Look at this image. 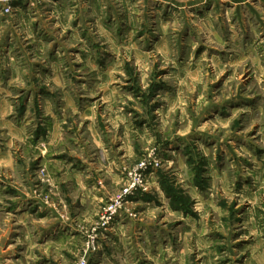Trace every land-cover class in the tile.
Returning <instances> with one entry per match:
<instances>
[{"label": "rangeland", "instance_id": "1", "mask_svg": "<svg viewBox=\"0 0 264 264\" xmlns=\"http://www.w3.org/2000/svg\"><path fill=\"white\" fill-rule=\"evenodd\" d=\"M0 8V264H264V0Z\"/></svg>", "mask_w": 264, "mask_h": 264}, {"label": "built area", "instance_id": "2", "mask_svg": "<svg viewBox=\"0 0 264 264\" xmlns=\"http://www.w3.org/2000/svg\"><path fill=\"white\" fill-rule=\"evenodd\" d=\"M37 0H30L32 4H35ZM13 0H0V8L3 12L9 13L13 9Z\"/></svg>", "mask_w": 264, "mask_h": 264}]
</instances>
